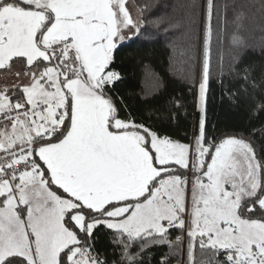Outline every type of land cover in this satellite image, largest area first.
I'll return each instance as SVG.
<instances>
[{
    "label": "snow or ice",
    "instance_id": "snow-or-ice-1",
    "mask_svg": "<svg viewBox=\"0 0 264 264\" xmlns=\"http://www.w3.org/2000/svg\"><path fill=\"white\" fill-rule=\"evenodd\" d=\"M126 3L0 0L15 77L0 87V264H146L162 246L159 264H264V155L207 132L213 0L188 143L118 93L116 54L141 27Z\"/></svg>",
    "mask_w": 264,
    "mask_h": 264
},
{
    "label": "trees",
    "instance_id": "trees-1",
    "mask_svg": "<svg viewBox=\"0 0 264 264\" xmlns=\"http://www.w3.org/2000/svg\"><path fill=\"white\" fill-rule=\"evenodd\" d=\"M140 16V32L117 52L116 67L123 82L118 93L137 119L182 143L190 142L193 94L202 76L207 0H127ZM213 40L210 54L207 132L209 137L236 136L249 140L264 155V6L262 0H213ZM239 41V43L236 42ZM249 95H232L246 87ZM183 105L176 109L173 102ZM111 249L106 241L99 245ZM146 264H159L166 246L148 250ZM116 258H119L117 253Z\"/></svg>",
    "mask_w": 264,
    "mask_h": 264
},
{
    "label": "rangeland",
    "instance_id": "rangeland-1",
    "mask_svg": "<svg viewBox=\"0 0 264 264\" xmlns=\"http://www.w3.org/2000/svg\"><path fill=\"white\" fill-rule=\"evenodd\" d=\"M126 7L129 9V12L132 15L133 19L136 20L138 23H140L139 12L137 11L136 8H134V5L131 2L130 3L127 2ZM258 67L261 69H264V64H259ZM12 79H14V77H12ZM3 86H6V85H3ZM3 86L0 85V87H3ZM8 86H10V85L8 84Z\"/></svg>",
    "mask_w": 264,
    "mask_h": 264
},
{
    "label": "crops",
    "instance_id": "crops-1",
    "mask_svg": "<svg viewBox=\"0 0 264 264\" xmlns=\"http://www.w3.org/2000/svg\"><path fill=\"white\" fill-rule=\"evenodd\" d=\"M14 75L11 72H7L5 70H0V85H11L14 79H12Z\"/></svg>",
    "mask_w": 264,
    "mask_h": 264
}]
</instances>
